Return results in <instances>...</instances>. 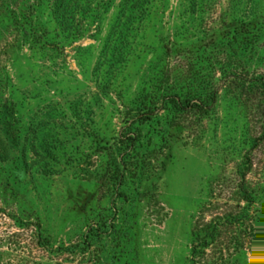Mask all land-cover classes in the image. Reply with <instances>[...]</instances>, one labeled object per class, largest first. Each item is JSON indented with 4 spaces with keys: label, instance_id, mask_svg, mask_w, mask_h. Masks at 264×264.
<instances>
[{
    "label": "rangeland",
    "instance_id": "obj_1",
    "mask_svg": "<svg viewBox=\"0 0 264 264\" xmlns=\"http://www.w3.org/2000/svg\"><path fill=\"white\" fill-rule=\"evenodd\" d=\"M0 264H264V0H0Z\"/></svg>",
    "mask_w": 264,
    "mask_h": 264
},
{
    "label": "trees",
    "instance_id": "obj_2",
    "mask_svg": "<svg viewBox=\"0 0 264 264\" xmlns=\"http://www.w3.org/2000/svg\"><path fill=\"white\" fill-rule=\"evenodd\" d=\"M192 101V102H191ZM187 103L193 104V108H203L204 106V102H202L201 99H196V98H192L191 100H187Z\"/></svg>",
    "mask_w": 264,
    "mask_h": 264
}]
</instances>
